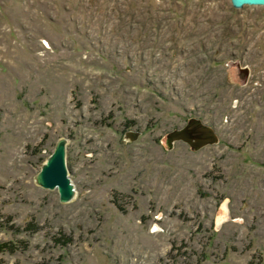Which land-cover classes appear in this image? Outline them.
<instances>
[{"label": "rangeland", "instance_id": "obj_1", "mask_svg": "<svg viewBox=\"0 0 264 264\" xmlns=\"http://www.w3.org/2000/svg\"><path fill=\"white\" fill-rule=\"evenodd\" d=\"M0 264H264V7L0 0Z\"/></svg>", "mask_w": 264, "mask_h": 264}, {"label": "water", "instance_id": "obj_2", "mask_svg": "<svg viewBox=\"0 0 264 264\" xmlns=\"http://www.w3.org/2000/svg\"><path fill=\"white\" fill-rule=\"evenodd\" d=\"M232 6L235 9H243L245 6H261L264 7V0H231ZM206 141L193 145L195 148L200 149L209 144L218 143V138L215 133L210 129H205ZM184 133L176 134L178 138H186ZM131 140H135L136 136L129 134ZM173 141V139H171ZM38 184L47 190H57L60 194L61 203H70L75 199L76 190L69 177L67 167V139L62 138L57 143L55 151L48 158L43 165L41 172L37 176Z\"/></svg>", "mask_w": 264, "mask_h": 264}, {"label": "flooded vegetation", "instance_id": "obj_3", "mask_svg": "<svg viewBox=\"0 0 264 264\" xmlns=\"http://www.w3.org/2000/svg\"><path fill=\"white\" fill-rule=\"evenodd\" d=\"M206 126L205 124L201 123L200 121H191L187 124V126L184 129V137L186 138V141L191 145H197L200 142L206 141L207 138L205 137V130ZM217 136V134L215 133ZM218 138V143H220V138Z\"/></svg>", "mask_w": 264, "mask_h": 264}, {"label": "bare ground", "instance_id": "obj_4", "mask_svg": "<svg viewBox=\"0 0 264 264\" xmlns=\"http://www.w3.org/2000/svg\"><path fill=\"white\" fill-rule=\"evenodd\" d=\"M76 195H77V192H76ZM76 195H75V198H76ZM154 231H155V232L158 231V228H156Z\"/></svg>", "mask_w": 264, "mask_h": 264}]
</instances>
